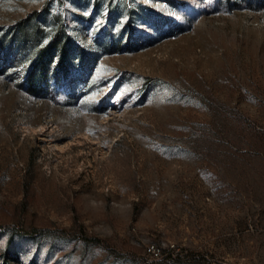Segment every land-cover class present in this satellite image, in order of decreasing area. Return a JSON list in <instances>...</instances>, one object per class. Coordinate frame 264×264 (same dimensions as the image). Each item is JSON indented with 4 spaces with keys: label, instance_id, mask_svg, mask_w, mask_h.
I'll use <instances>...</instances> for the list:
<instances>
[{
    "label": "rangeland",
    "instance_id": "rangeland-1",
    "mask_svg": "<svg viewBox=\"0 0 264 264\" xmlns=\"http://www.w3.org/2000/svg\"><path fill=\"white\" fill-rule=\"evenodd\" d=\"M0 50V264H264V0H0Z\"/></svg>",
    "mask_w": 264,
    "mask_h": 264
},
{
    "label": "trees",
    "instance_id": "trees-1",
    "mask_svg": "<svg viewBox=\"0 0 264 264\" xmlns=\"http://www.w3.org/2000/svg\"><path fill=\"white\" fill-rule=\"evenodd\" d=\"M37 15L38 13H34L33 16ZM21 24L19 23V26ZM72 48L71 38L66 35L62 25L56 24L48 41L38 47L35 59L30 66L31 69L25 77L27 82L47 81L51 76L57 77L58 73L63 72L62 69L67 67L68 61L72 58ZM4 62L8 63L9 61L5 60ZM29 86L34 88L32 84Z\"/></svg>",
    "mask_w": 264,
    "mask_h": 264
}]
</instances>
